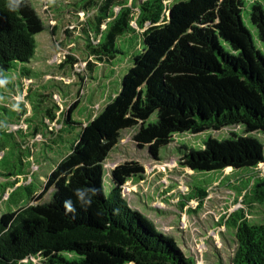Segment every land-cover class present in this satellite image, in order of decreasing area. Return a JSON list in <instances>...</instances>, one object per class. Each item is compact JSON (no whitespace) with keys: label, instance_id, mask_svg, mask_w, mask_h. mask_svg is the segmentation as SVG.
Masks as SVG:
<instances>
[{"label":"trees","instance_id":"obj_1","mask_svg":"<svg viewBox=\"0 0 264 264\" xmlns=\"http://www.w3.org/2000/svg\"><path fill=\"white\" fill-rule=\"evenodd\" d=\"M68 1L74 2L67 6L76 11L95 12L82 29L90 58L102 63L114 60L122 53L119 39L133 38L137 30L141 32L138 52L117 94L81 125L69 153L46 178L43 191L37 197L27 193V205H10L11 210L0 216V264L34 258L38 264H195L123 198L127 182L144 179V167L136 161L115 166L106 195L103 165L124 130L135 129L132 142L139 149L146 147L158 162L160 149L168 147L175 135L233 126L242 127L243 135L232 133L220 141L209 138L197 152L180 147L177 164L192 172L230 169L231 174L243 168L256 172L251 192L238 190L236 201L241 207L222 221L233 228L230 264H264V225L246 221L248 211L264 202V172L259 167L264 164V145L249 136L264 133V0H146L139 6L135 0ZM246 2L259 47L243 21ZM94 22L92 31L89 24ZM44 28L26 0L16 11H9L7 0H0V84H8L5 73L12 70L29 75L26 66L35 57L34 37ZM90 39L97 43L92 45ZM30 92L24 97L28 104ZM37 97L44 109L42 117L57 122L52 107L46 106L50 101L45 93ZM76 104L62 115L61 128L74 125L70 113ZM18 106L0 102V108L13 111L20 120L27 111L22 103ZM154 114L156 121L148 123ZM16 182L0 192L1 196L11 191L7 203L18 190L28 192L29 185L14 187ZM49 190V201L39 202ZM77 190L83 192V199ZM207 195L201 192L198 206ZM65 201H71L73 212H66Z\"/></svg>","mask_w":264,"mask_h":264},{"label":"rangeland","instance_id":"obj_2","mask_svg":"<svg viewBox=\"0 0 264 264\" xmlns=\"http://www.w3.org/2000/svg\"><path fill=\"white\" fill-rule=\"evenodd\" d=\"M26 1L38 13L45 28L34 37L35 57L26 66L29 75L25 77L18 70H12L5 73L8 84H0V90L3 91H0V102L14 109H20L18 105L22 103L27 111L26 116L18 120L13 111L0 108V192L6 186L11 187L15 180L17 182L14 187H29L28 192L18 190L9 203L6 199L11 191H4L0 196V216L13 206L19 208L27 205L30 199L27 193L37 197L43 191L46 178L69 153L81 125L85 126L97 116L119 91L121 79L131 66L132 57L138 52L139 45L136 43L141 33L137 30L138 35L133 38L129 35L119 39L117 47L122 53L110 62H98L87 55V38L82 32L85 21L92 19L95 12L85 14L80 10L76 11L67 6L68 3H74L68 0ZM143 1L146 0H135V6ZM249 5L250 2H246L243 21L252 33L254 44L259 47L246 13ZM132 27L135 28L134 23ZM89 28L95 31V22L89 24ZM90 43L95 45L97 41L90 39ZM67 57L76 62L68 61ZM62 62L67 63L61 68ZM29 90L33 91L28 97L30 105L24 98ZM37 93H45L48 97L50 102L46 101V106L52 107L57 122L51 123L42 117L44 109L38 102ZM76 101L77 104L70 113L74 125L65 124L61 128L62 115L67 114ZM29 107L32 108L31 111ZM155 121L154 114L148 123ZM134 131L135 129L122 131L118 144L105 160L104 193L107 195L109 192L110 172L115 166L129 161L138 162L144 167V179L138 182L135 190L130 181L122 189V196L129 207L137 210L157 232L173 239L186 255L194 259L195 264H230L234 251L233 228L222 219L225 214L241 207L236 201L238 190L251 192L250 184L254 181L256 172L251 168L234 170L231 174L230 169L224 172L184 170L177 164L178 148L197 152L203 149L204 142L209 138L220 141L232 133L242 136L243 128L233 126L219 131L175 135L168 147L160 149L158 162L151 159L146 147L139 149L135 146L132 142ZM249 136L257 138L264 145V133ZM259 167L264 172V164ZM17 176L19 177L16 178ZM228 183L233 184L232 189L225 185ZM193 188L208 194L200 206L196 200L192 201L196 195ZM175 192L179 198L174 195ZM50 193L51 190L46 192L39 202H48ZM181 202L184 207H180ZM34 203L35 201L31 204ZM242 206L246 208L245 205ZM246 217L248 225H264V202L254 205ZM21 264L38 262L34 258L24 260Z\"/></svg>","mask_w":264,"mask_h":264},{"label":"clouds","instance_id":"obj_3","mask_svg":"<svg viewBox=\"0 0 264 264\" xmlns=\"http://www.w3.org/2000/svg\"><path fill=\"white\" fill-rule=\"evenodd\" d=\"M23 0H7V7L9 11H16L20 8L22 5ZM76 195L83 199V192L80 190H77ZM63 207L66 209V212H73L74 209L72 208L71 201H65L63 204Z\"/></svg>","mask_w":264,"mask_h":264},{"label":"crops","instance_id":"obj_4","mask_svg":"<svg viewBox=\"0 0 264 264\" xmlns=\"http://www.w3.org/2000/svg\"><path fill=\"white\" fill-rule=\"evenodd\" d=\"M130 182H132V180L130 181ZM134 182V181H133ZM141 182V181H140ZM139 182V183H140ZM215 183H217V182H215ZM127 184V183H126ZM134 185V190L136 189V186L138 185V182L137 183H134L133 184ZM174 190V189H173ZM173 190L169 193V195L171 196V193L173 192ZM189 190V189H188ZM192 190H194V191H196V195H194V198L192 199V201L195 199V200H198L199 199V196L201 195V192L200 191H198L197 189H195V188H193ZM174 195H176L178 198H179V195L177 194V192H175V194ZM173 195V196H174ZM172 196V197H173ZM179 205V204H178ZM181 206H183L184 207V205H182V202L180 203V207Z\"/></svg>","mask_w":264,"mask_h":264},{"label":"built area","instance_id":"obj_5","mask_svg":"<svg viewBox=\"0 0 264 264\" xmlns=\"http://www.w3.org/2000/svg\"><path fill=\"white\" fill-rule=\"evenodd\" d=\"M124 188V187H123Z\"/></svg>","mask_w":264,"mask_h":264}]
</instances>
